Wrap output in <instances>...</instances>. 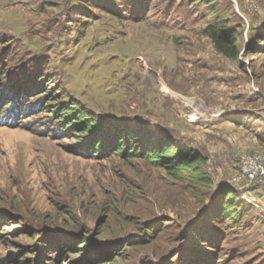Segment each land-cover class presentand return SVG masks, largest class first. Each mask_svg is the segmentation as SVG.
Listing matches in <instances>:
<instances>
[{"label":"rangeland","instance_id":"374dc122","mask_svg":"<svg viewBox=\"0 0 264 264\" xmlns=\"http://www.w3.org/2000/svg\"><path fill=\"white\" fill-rule=\"evenodd\" d=\"M137 1L138 17H113L82 0H0V58L9 56L14 72L41 65L35 74L53 79L46 92L60 88L46 106L71 97L105 119L160 129L199 151L209 185L120 150L80 155L73 148L84 133L56 137L32 117L1 121L6 264H23L32 256L24 246L54 232L78 238L67 257L103 251L93 264H180L176 251L211 264H264V177L231 181L243 156L264 153V52L250 51L264 50L255 42L264 33V0ZM222 18L239 36L234 59L207 36ZM51 115L52 122L66 116L40 113ZM226 189L242 206L228 220L216 213ZM22 224L30 237L13 236Z\"/></svg>","mask_w":264,"mask_h":264},{"label":"trees","instance_id":"16d2710c","mask_svg":"<svg viewBox=\"0 0 264 264\" xmlns=\"http://www.w3.org/2000/svg\"><path fill=\"white\" fill-rule=\"evenodd\" d=\"M120 1L82 0L83 3L107 11L113 17H118L123 11L126 12L125 14L128 13L131 16L138 17L143 6L142 3L140 4L139 1L135 0L133 6L127 9L126 2L128 0H124L123 6L119 4ZM207 36L215 49L224 57L230 59L236 57V40L239 36L235 28L229 25L228 18H222L210 24L207 27ZM255 42L256 45L264 42V33H260ZM251 49V54L264 52V50L255 47H251ZM7 54V52H1V55L5 56ZM6 57L0 58V102L5 105L0 108V122L7 121V124H10L11 121L17 118L22 120L32 117L33 122L46 125L48 132H50V129L47 126L52 127L50 134L56 135V137H68L71 133L76 132L84 133L85 138L73 148L74 152L80 155L88 154L98 159L120 150L124 151L127 156L144 158L149 164L163 168L165 172L175 178L188 179L191 183L202 185L206 183V186L209 185V178L202 168L204 157L199 151L184 143H179L175 138L162 133L163 131H160V129L134 128L123 119H105L87 109L79 100L71 97L55 102V105L46 106L45 102H49L52 97H58L56 95L59 93L60 88H55L54 96L50 95L51 90H53L50 86L53 79H43V73L39 76L35 74V72L38 73L41 67L38 62L28 64L26 70L24 67L21 69L22 71L17 70L14 72L8 62L9 56ZM18 79L21 80L17 82ZM28 79L30 83H26ZM49 86L51 90L46 92L45 89ZM42 111H49L54 115L63 113L66 116L61 120L52 122L53 115L42 117L40 116ZM31 123L29 124L31 125ZM220 200L221 203L216 213L227 220L233 219L235 213L242 209L241 199L234 191L226 189ZM2 220H6V218L5 215L0 214V226ZM17 235L30 237L31 234L29 228L22 224L16 228V233L13 234L14 237ZM74 236L75 234L54 232L48 235V238L43 236V242L38 238H34L23 248L32 255L28 256L23 264H62L64 262L62 259L67 260L69 262L67 264H93L99 254H103V251L97 253V251L91 249L86 251L85 254L79 252L76 256L67 257L65 253L73 252L70 248L72 246L74 248V244L77 242L78 238L76 239ZM200 237L202 238V236ZM81 241L83 244H89L87 239ZM192 247L197 249L195 246ZM19 251L14 250V253L10 256L17 258ZM172 255V257L177 256L180 264H211L205 257L197 256L196 253L192 252L184 256V252L176 251ZM192 258L197 259L196 263L191 260ZM7 260L5 258L0 259V264H6Z\"/></svg>","mask_w":264,"mask_h":264},{"label":"built area","instance_id":"2783aa9c","mask_svg":"<svg viewBox=\"0 0 264 264\" xmlns=\"http://www.w3.org/2000/svg\"><path fill=\"white\" fill-rule=\"evenodd\" d=\"M237 172L238 174L231 180L236 185H239L243 180L250 182L257 177H264V153L243 156L239 162ZM239 189H242V186ZM242 196L250 202L249 193L245 192Z\"/></svg>","mask_w":264,"mask_h":264}]
</instances>
